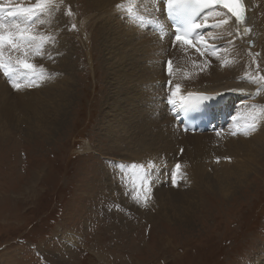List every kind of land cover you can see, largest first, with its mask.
<instances>
[{"label": "rangeland", "instance_id": "1", "mask_svg": "<svg viewBox=\"0 0 264 264\" xmlns=\"http://www.w3.org/2000/svg\"><path fill=\"white\" fill-rule=\"evenodd\" d=\"M29 2L34 4L36 0H27L26 4ZM75 2L71 14L66 4H56L52 10L64 26L68 42L63 44V38L56 40L73 52L75 61L71 72L76 78L74 101L66 105V113L58 103L63 99V90H58L53 77L56 68L63 77L62 59L55 66V57L50 62L45 51L31 54L29 62L36 66L37 74L43 71L44 78L36 80L31 72L21 70L14 77L22 85L19 90L0 70V86L6 88V95L0 99V264L262 263L264 154L251 165L247 179L228 196L205 187L206 178L217 171L189 176L190 160L181 173L171 166H158L157 161L165 159L168 152L151 167L141 168L133 155L128 161L123 160L122 149L127 143H111L108 125L104 123L106 113L115 115L107 103L113 89L106 81L107 71L102 65L105 43L99 35L101 24L107 22L98 20L96 11H89L86 0ZM111 13L112 17L116 14ZM49 14L39 17L44 23L34 20L32 30L54 38L53 31L51 35L45 32L50 26ZM254 46V42L248 44L249 48ZM47 50L53 55V43ZM4 55L6 59H24L23 53L7 47ZM252 56L258 61L260 80L264 65L260 54ZM186 65L191 72L192 64ZM175 75L171 69L166 70L172 81ZM171 80L165 82L168 87ZM29 83L38 86L29 87ZM21 97L27 99L23 102L36 105L26 107ZM4 99L10 103L9 112L1 110ZM41 100H49L53 106L43 108L46 102ZM165 102L170 104V98L164 97ZM235 113L233 106L232 116ZM112 114L108 117L116 123ZM7 115L9 121L5 123L2 117ZM153 134L152 143H157L159 133ZM209 150L205 153L210 157L219 152ZM126 170H132L133 180L122 184L119 173ZM143 171H148L160 187L155 200L147 196L149 185H144L139 195L147 196L146 203L131 197L133 188H138L133 182L143 178ZM162 171L166 172L164 182L158 180ZM177 190L190 194L182 197ZM185 212L190 213L191 219L179 221L176 217Z\"/></svg>", "mask_w": 264, "mask_h": 264}, {"label": "bare ground", "instance_id": "2", "mask_svg": "<svg viewBox=\"0 0 264 264\" xmlns=\"http://www.w3.org/2000/svg\"><path fill=\"white\" fill-rule=\"evenodd\" d=\"M56 1L48 11L50 21L47 24L50 26L45 29L48 35H51L53 31L54 38L53 41L44 44L42 52L45 51L50 62H53L52 56L55 57V66L59 64L58 59L64 62L63 77L57 68L54 70L53 77L58 90L60 87L63 90V99L58 103L63 105L66 113V105L74 101L72 95H74L76 78L71 72H74L75 61L73 52L57 41L63 38V44L68 42L63 32L64 26L59 23L52 10L56 4H66L68 8H71L75 0ZM164 1L86 0L90 6L89 11H96L97 19L107 22L101 24L99 35L105 43L102 65L107 71L106 81L113 89L110 91L112 95L107 103L110 111L115 115L110 112L106 114L109 117L110 114L114 115L116 123H111L107 115L106 120L102 119L108 125L111 143L118 145L122 141L127 143L122 149L123 156L126 158L123 160L128 161V157L133 155L136 160H139L136 161L139 166L149 167L158 160L160 155L168 152L165 159L157 161L158 166H171L174 169L179 164L181 173L190 160L189 176L196 172L204 175L209 170L217 171L218 173L206 178L205 187L212 190L216 188L217 191L228 196L233 189L238 188L239 184L247 179L252 169L251 165L264 154V110L262 109L264 81L259 80L258 61L252 56V54H260V61L264 65V0H243L246 5L244 24H237L235 18L223 8L211 10L198 21L205 26L194 37L191 45L174 40V34L164 18ZM26 2L27 0H12L15 5L24 7L32 5L30 2L27 5ZM126 8L132 9V14L136 18H131L124 10ZM111 12L116 14L112 17ZM139 15H143L145 19L140 20ZM148 17L154 19L149 22ZM223 19H229V23L219 24V21ZM158 29L161 34L157 32ZM199 42L200 44L195 47ZM250 42L255 43L253 48L248 47ZM50 43H53V55L47 50ZM192 51L194 53H191ZM31 54L35 53L29 51L28 61L31 59ZM167 60L171 62V68ZM188 62L192 64L191 72L186 69ZM170 69L176 73L173 81L166 76V70ZM179 74L182 75L179 76ZM167 80H171L169 87L165 83ZM258 88L261 89L259 92H257ZM174 92L175 96H173ZM200 94L222 95L214 111L220 119L219 129L204 135L184 134L177 123L178 106H181V100L186 106L199 102L197 98ZM4 95H6V88L0 86V99ZM26 95L31 96V93ZM164 97L174 100L175 104L170 103V105L167 102L163 104ZM15 100L18 101V97ZM23 100L27 99L20 98L23 105H27L26 107L36 105L35 102L27 103ZM41 102H46L43 108L53 106L50 105L49 100H41ZM8 106L10 103L4 99L1 110L9 112ZM170 106H172L171 110ZM233 106L236 107L234 116L231 114ZM253 117L257 126L246 135L243 125L246 122H253ZM2 121L7 123L9 115L2 117ZM16 122L20 123L19 120H15ZM153 131L159 133L156 137L157 143H152ZM146 148L149 150L147 151ZM209 149L211 151L217 149L219 152L210 157L209 153H205ZM177 151L181 153V157L178 156ZM238 158L242 161H237ZM201 169H204V173ZM145 172L148 173V180L144 183L149 185L147 196H153L155 199V193L160 187L154 184L150 173L143 171ZM119 178L122 179L120 181L122 184L132 182V170L119 173ZM158 180L164 182L166 172L158 175ZM140 182L141 178L133 183L139 188ZM189 183L190 181H187V184ZM182 192L177 190V195L185 197L190 194V192ZM131 197L134 199L133 195ZM140 199L143 200V198ZM154 204L156 205V201ZM192 208L195 207H190ZM165 212L170 214L166 209ZM190 216L189 212H185L176 218L179 221L185 219L189 221ZM260 264H264V261Z\"/></svg>", "mask_w": 264, "mask_h": 264}, {"label": "snow or ice", "instance_id": "3", "mask_svg": "<svg viewBox=\"0 0 264 264\" xmlns=\"http://www.w3.org/2000/svg\"><path fill=\"white\" fill-rule=\"evenodd\" d=\"M55 0H36V2L30 6L24 7L15 5L12 0H0V70H3L5 76H7L12 83L13 88L19 90L21 83L17 82L14 78L19 74L21 70L24 72H31L32 76L36 80L43 79V71L39 74L35 72L36 66L30 63L27 59L29 51L39 55L42 52V48L46 42L51 41V36L37 34L32 31V25L34 20H38L39 23H44L39 17L46 14L52 7ZM142 2V0H139ZM167 13L172 17H183L184 21L182 27L177 28L175 35L176 41H184L193 31L204 27L202 23H195V18L203 13L206 9H215L216 6H221L223 9H227L231 13L232 17H235L237 24H243L245 22V11L243 0H165ZM118 7H123L118 5ZM125 12L131 17L136 18L132 14V9L126 8ZM71 10L69 8V13ZM11 18V19H8ZM139 19L143 20L145 17L139 15ZM149 22L154 18L148 17ZM207 19V17H205ZM229 23V19H223L219 21V24L226 25ZM75 27V25H73ZM250 31V29H248ZM7 47L9 50H14L23 53L24 59L17 57L15 60L11 56L7 59L4 55V49ZM199 51V49H197ZM203 55V53H201ZM169 68H171V62L169 61ZM260 81H264V76L260 77ZM260 81H255L259 83ZM27 86H38L33 83H29ZM178 90V86H177ZM261 89H257L259 92ZM176 93H173L175 96ZM206 98V97H204ZM170 103L175 104L174 100H170ZM253 122H246L243 125L244 134H249L256 128L255 117L252 118ZM238 130H240L238 128ZM236 134L235 132L233 133ZM153 165H149L151 167ZM144 168L143 165L140 166ZM180 165H176L177 171L180 169ZM148 180V173L145 172L143 178H141L140 187L133 188L134 198L140 199L139 193L143 190L145 181ZM173 181L175 182V174L173 175ZM144 202L147 201V196L142 197Z\"/></svg>", "mask_w": 264, "mask_h": 264}]
</instances>
